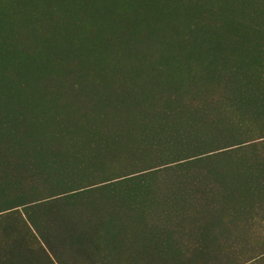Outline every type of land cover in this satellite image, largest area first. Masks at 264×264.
<instances>
[{
	"label": "trees",
	"instance_id": "trees-1",
	"mask_svg": "<svg viewBox=\"0 0 264 264\" xmlns=\"http://www.w3.org/2000/svg\"><path fill=\"white\" fill-rule=\"evenodd\" d=\"M0 264H264V0H0Z\"/></svg>",
	"mask_w": 264,
	"mask_h": 264
}]
</instances>
